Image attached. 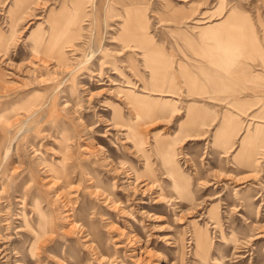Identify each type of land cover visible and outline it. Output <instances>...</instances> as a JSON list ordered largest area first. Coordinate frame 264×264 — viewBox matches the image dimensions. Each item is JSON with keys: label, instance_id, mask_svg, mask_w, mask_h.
I'll return each mask as SVG.
<instances>
[{"label": "rangeland", "instance_id": "1", "mask_svg": "<svg viewBox=\"0 0 264 264\" xmlns=\"http://www.w3.org/2000/svg\"><path fill=\"white\" fill-rule=\"evenodd\" d=\"M0 264H264V0H0Z\"/></svg>", "mask_w": 264, "mask_h": 264}, {"label": "crops", "instance_id": "2", "mask_svg": "<svg viewBox=\"0 0 264 264\" xmlns=\"http://www.w3.org/2000/svg\"><path fill=\"white\" fill-rule=\"evenodd\" d=\"M30 4L27 3L26 6L24 7V9L25 8H29ZM20 11H21V9L18 10L17 14ZM22 11L24 12L23 9H22ZM17 18H18V16H17ZM17 18L14 16L12 21L16 22ZM218 44H222L221 40H218ZM225 52H226V53H224V56H225V58H224L225 67L229 69V68H231L230 65H231V62H233V60L231 58V54H230L231 52H229V54H228V49H226ZM229 72H230V74H229L230 77L235 78L237 80H241V79L245 80L248 77V74L246 73L247 71H245L244 69H239L238 70L237 68L236 69L235 68H231V71H229ZM155 74L157 76V77H155V83H156L157 86H161V83H163V81H165L167 79V75H164L163 72L161 73L160 70L155 71ZM158 75H163V76L159 77ZM186 79H187V84L190 85L191 87H195L196 85H198V80L193 74L187 73L186 74ZM233 86L234 85L231 84L230 88L231 89L234 88ZM169 94H167V95L169 96Z\"/></svg>", "mask_w": 264, "mask_h": 264}]
</instances>
